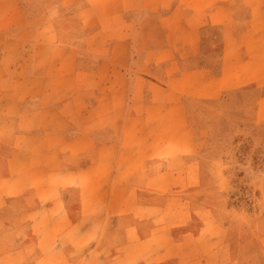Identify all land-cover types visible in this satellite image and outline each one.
Here are the masks:
<instances>
[{"label": "crops", "instance_id": "1", "mask_svg": "<svg viewBox=\"0 0 264 264\" xmlns=\"http://www.w3.org/2000/svg\"><path fill=\"white\" fill-rule=\"evenodd\" d=\"M23 1L0 0V209L17 211L15 227L33 232L69 225L75 210L86 229L96 211L109 216L139 209L134 195L167 191L151 182L179 175L156 163L194 150L187 99H218L225 90L264 85V0H110L109 12L100 4L93 10L91 2L101 1L86 0L77 16L112 19L108 89L101 86L106 61L91 57V47L23 39L29 28ZM240 6L248 8L244 17ZM207 24L220 28L218 71L191 66L203 57ZM137 32L153 37L140 43ZM117 53L122 58L114 63ZM254 116L264 120V92ZM149 161L151 171L145 170ZM0 224L3 236H12L10 223ZM46 235L43 240L57 243V236Z\"/></svg>", "mask_w": 264, "mask_h": 264}, {"label": "rangeland", "instance_id": "2", "mask_svg": "<svg viewBox=\"0 0 264 264\" xmlns=\"http://www.w3.org/2000/svg\"><path fill=\"white\" fill-rule=\"evenodd\" d=\"M99 1L91 2L93 10L97 4L101 11L113 8L110 0ZM87 4L86 0H24L29 28L22 36L28 42L91 47V57L106 61L101 86L108 89L112 19L77 16ZM238 9L240 17L248 11L244 6ZM58 13L68 16L62 20ZM99 26L105 31L97 32ZM148 33L137 32L135 39L147 42L153 37ZM201 35L203 57L191 66L205 63L218 71L220 28L207 24ZM39 45L41 49L47 46ZM113 58L118 63L122 56L117 53ZM263 92L264 85H249L225 90L218 99H187L194 150L179 155L175 162L163 160L166 155L160 158L163 161L156 163L157 168L162 172L173 169L170 172L179 175L151 182L155 187L165 184L167 191L157 193L151 188L134 195L137 210L109 216L96 211L95 219H88L96 220L95 224L86 229L77 224L80 219L73 210V223L36 226L30 232L25 226L15 227L13 223L21 219H16L13 207L0 209V223L3 219L10 223L7 229L12 235L3 236L0 224V264H264V120L254 116L256 99ZM152 164L147 162L145 170L151 171ZM15 228L25 241L20 243L13 236ZM39 233L37 243L33 236ZM43 234L60 238L57 243L47 242ZM79 234L83 240L77 239Z\"/></svg>", "mask_w": 264, "mask_h": 264}]
</instances>
